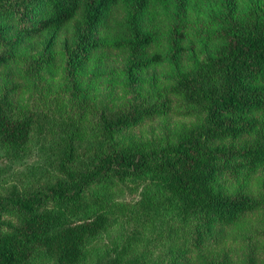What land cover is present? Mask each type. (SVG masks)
Masks as SVG:
<instances>
[{
    "label": "trees",
    "instance_id": "1",
    "mask_svg": "<svg viewBox=\"0 0 264 264\" xmlns=\"http://www.w3.org/2000/svg\"><path fill=\"white\" fill-rule=\"evenodd\" d=\"M2 72L0 155L43 164L0 192V264H264V0H0ZM23 74L150 88L52 145L17 110Z\"/></svg>",
    "mask_w": 264,
    "mask_h": 264
},
{
    "label": "rangeland",
    "instance_id": "2",
    "mask_svg": "<svg viewBox=\"0 0 264 264\" xmlns=\"http://www.w3.org/2000/svg\"><path fill=\"white\" fill-rule=\"evenodd\" d=\"M189 53H191V50L183 54L182 62H188L187 56ZM110 62L114 66L120 65L114 56L110 58ZM167 70V67H161L149 72V75L155 77L154 81L157 86H163L166 83ZM11 74L14 76L13 72ZM1 75L0 83L4 81L8 83L10 81V78L4 72ZM45 77V79H37V83H34L35 85L31 84L34 82V79L27 76L24 77V74L23 77L16 78L15 81L18 80L21 87L20 90H17L18 96L15 104L17 105V110L22 111L33 108V110L38 112L40 116L38 132L46 136V144L52 145L58 144L61 138L72 129L73 126L71 124L73 123L70 120L74 119L79 124L77 121L82 116L87 118L89 122L91 117H96L103 110H107L111 114L118 113L130 107L134 102H142L143 97L147 94V89L150 88V85L147 83L141 84L139 91H131V93L124 94L123 96L117 85L115 87H108L105 79H99V81L86 79L83 85L86 86L87 83H91L89 89L79 93L75 91L69 82L67 83L60 76L55 79H51L47 75ZM174 122L173 119L154 120L152 123L134 130V134L140 140L161 137L165 126L167 124L174 126ZM83 124L85 127V123ZM38 132H36V135ZM40 163L42 161L39 154L36 153V148L35 154L17 163H11L7 157L0 155V192H7L8 188L13 183H17L19 179L22 181L27 180L25 173L29 166L40 165ZM136 196L137 194L134 192L127 191L116 193L115 198L131 200L132 198H136ZM118 233L119 226H115L104 236L101 243L111 245V242ZM161 242L162 238L155 239L151 241V247L153 246L154 248L155 245ZM155 252V254L158 253V248L155 249Z\"/></svg>",
    "mask_w": 264,
    "mask_h": 264
}]
</instances>
